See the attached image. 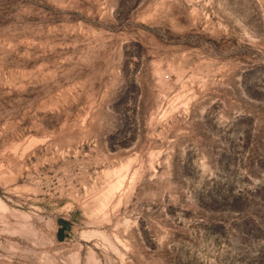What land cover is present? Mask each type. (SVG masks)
I'll use <instances>...</instances> for the list:
<instances>
[{
	"label": "rangeland",
	"instance_id": "1",
	"mask_svg": "<svg viewBox=\"0 0 264 264\" xmlns=\"http://www.w3.org/2000/svg\"><path fill=\"white\" fill-rule=\"evenodd\" d=\"M0 264H264V0H0Z\"/></svg>",
	"mask_w": 264,
	"mask_h": 264
}]
</instances>
